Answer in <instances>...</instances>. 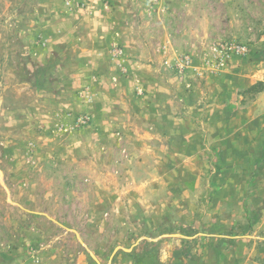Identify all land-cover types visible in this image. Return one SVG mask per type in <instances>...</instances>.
<instances>
[{
  "label": "rangeland",
  "instance_id": "obj_1",
  "mask_svg": "<svg viewBox=\"0 0 264 264\" xmlns=\"http://www.w3.org/2000/svg\"><path fill=\"white\" fill-rule=\"evenodd\" d=\"M263 79L264 0H0V264H264Z\"/></svg>",
  "mask_w": 264,
  "mask_h": 264
},
{
  "label": "trees",
  "instance_id": "obj_2",
  "mask_svg": "<svg viewBox=\"0 0 264 264\" xmlns=\"http://www.w3.org/2000/svg\"><path fill=\"white\" fill-rule=\"evenodd\" d=\"M248 90L255 93L262 92L264 90V79L251 85Z\"/></svg>",
  "mask_w": 264,
  "mask_h": 264
},
{
  "label": "built area",
  "instance_id": "obj_3",
  "mask_svg": "<svg viewBox=\"0 0 264 264\" xmlns=\"http://www.w3.org/2000/svg\"><path fill=\"white\" fill-rule=\"evenodd\" d=\"M233 51L234 52H237V53H239V54H244V53H246V48L245 47H243V46H233Z\"/></svg>",
  "mask_w": 264,
  "mask_h": 264
}]
</instances>
